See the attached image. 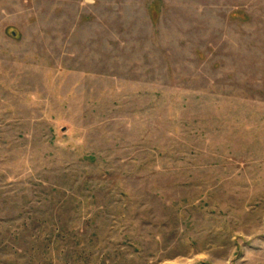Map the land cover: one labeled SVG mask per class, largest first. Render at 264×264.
I'll use <instances>...</instances> for the list:
<instances>
[{"label": "rangeland", "instance_id": "374dc122", "mask_svg": "<svg viewBox=\"0 0 264 264\" xmlns=\"http://www.w3.org/2000/svg\"><path fill=\"white\" fill-rule=\"evenodd\" d=\"M0 264H264V0H0Z\"/></svg>", "mask_w": 264, "mask_h": 264}]
</instances>
